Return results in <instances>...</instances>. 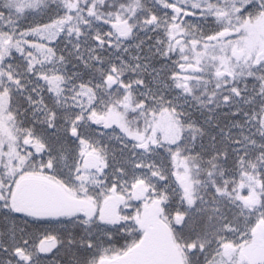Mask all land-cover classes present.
<instances>
[{"label": "snow or ice", "instance_id": "snow-or-ice-1", "mask_svg": "<svg viewBox=\"0 0 264 264\" xmlns=\"http://www.w3.org/2000/svg\"><path fill=\"white\" fill-rule=\"evenodd\" d=\"M0 264H264V0H0Z\"/></svg>", "mask_w": 264, "mask_h": 264}]
</instances>
